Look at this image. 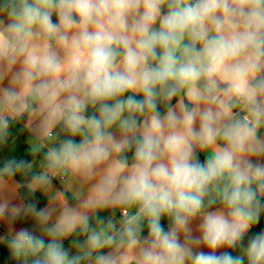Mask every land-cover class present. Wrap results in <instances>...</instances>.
Here are the masks:
<instances>
[{"label":"clouds","instance_id":"clouds-1","mask_svg":"<svg viewBox=\"0 0 264 264\" xmlns=\"http://www.w3.org/2000/svg\"><path fill=\"white\" fill-rule=\"evenodd\" d=\"M0 264H264V0H0Z\"/></svg>","mask_w":264,"mask_h":264}]
</instances>
